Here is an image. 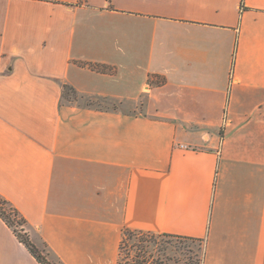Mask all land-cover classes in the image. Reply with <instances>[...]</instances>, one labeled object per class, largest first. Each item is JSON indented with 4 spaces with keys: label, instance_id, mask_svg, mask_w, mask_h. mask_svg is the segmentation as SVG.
Listing matches in <instances>:
<instances>
[{
    "label": "crops",
    "instance_id": "obj_1",
    "mask_svg": "<svg viewBox=\"0 0 264 264\" xmlns=\"http://www.w3.org/2000/svg\"><path fill=\"white\" fill-rule=\"evenodd\" d=\"M0 196L60 264H264V0H0ZM0 264H42L1 216Z\"/></svg>",
    "mask_w": 264,
    "mask_h": 264
},
{
    "label": "rangeland",
    "instance_id": "obj_2",
    "mask_svg": "<svg viewBox=\"0 0 264 264\" xmlns=\"http://www.w3.org/2000/svg\"><path fill=\"white\" fill-rule=\"evenodd\" d=\"M18 230L22 232V226L18 225ZM38 248L40 254L49 263L60 264L47 253L44 246ZM200 259L199 241H186L144 232L127 236L122 243L118 262L120 264H190Z\"/></svg>",
    "mask_w": 264,
    "mask_h": 264
},
{
    "label": "trees",
    "instance_id": "obj_3",
    "mask_svg": "<svg viewBox=\"0 0 264 264\" xmlns=\"http://www.w3.org/2000/svg\"><path fill=\"white\" fill-rule=\"evenodd\" d=\"M0 216L6 221V223L10 227H12L14 232L17 234L18 238L28 247L30 252L36 257V259L39 262H41L42 264H51L42 256V254H40L39 248L31 242L28 233L22 234L20 230L18 231V225L25 227V221L23 220V218L19 216V213L16 211V209L13 208L12 205H10L8 201L2 199V197H0ZM139 233H144V232L134 231V230H129V229L124 230L121 246H122V243L127 238V236L136 235ZM171 238H177V239L186 240V241L188 240L195 241L194 239H187V238H182V237H171ZM121 246H120V249H121ZM118 264L120 263L118 262ZM190 264H201V259L197 262L192 261L190 262Z\"/></svg>",
    "mask_w": 264,
    "mask_h": 264
},
{
    "label": "built area",
    "instance_id": "obj_4",
    "mask_svg": "<svg viewBox=\"0 0 264 264\" xmlns=\"http://www.w3.org/2000/svg\"><path fill=\"white\" fill-rule=\"evenodd\" d=\"M22 229H24V230H22L23 233H28L27 230L25 229V227H22Z\"/></svg>",
    "mask_w": 264,
    "mask_h": 264
}]
</instances>
